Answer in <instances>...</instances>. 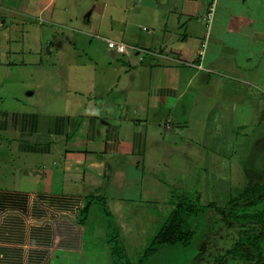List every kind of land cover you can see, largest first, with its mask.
Masks as SVG:
<instances>
[{
  "label": "crops",
  "instance_id": "0c3cea01",
  "mask_svg": "<svg viewBox=\"0 0 264 264\" xmlns=\"http://www.w3.org/2000/svg\"><path fill=\"white\" fill-rule=\"evenodd\" d=\"M211 3L0 0V26L21 35L0 61L17 77L0 87V264H112L105 237L142 245L175 207L170 183L220 209L236 197L237 134L263 102L264 0H218L207 23ZM90 195L114 226L97 205L76 225Z\"/></svg>",
  "mask_w": 264,
  "mask_h": 264
},
{
  "label": "rangeland",
  "instance_id": "374dc122",
  "mask_svg": "<svg viewBox=\"0 0 264 264\" xmlns=\"http://www.w3.org/2000/svg\"><path fill=\"white\" fill-rule=\"evenodd\" d=\"M9 25V24H8ZM10 24V27L11 28ZM19 31V30H18ZM17 31L16 26L13 29H3L0 26V61L3 60L2 57L6 55L9 50V46L7 41L11 37H20V33ZM46 31V30H45ZM17 80L9 75H5L2 73L0 69V87L7 83H15ZM0 92L1 88H0ZM261 97L263 99L262 104L256 109L254 118H251L247 127L241 128L239 133V140L235 143V147L238 148L236 155V160L247 153L248 161L243 166L242 174L245 175V179L241 182V187H235V169L237 167L233 166V196H238L237 193L243 191L246 187L252 186L256 183H263L264 182V89L261 91ZM3 102L0 99V105ZM249 152V153H248ZM236 164V163H235ZM195 174H198V171ZM204 167L201 170L200 176L204 175ZM164 180H169L168 174L165 172L163 175ZM169 182V181H168ZM169 185V192H170V202L174 201L177 202V195H182V191L185 189H179L178 186L173 185V183ZM245 186V187H244ZM200 190V203L202 206H207L210 204L211 200V193L207 194V189L203 188ZM210 190V189H208ZM211 191V190H210ZM204 192V193H202ZM188 193V192H187ZM196 197L192 198L193 202H198V200H194ZM173 199V200H172ZM172 200V201H171ZM220 200V199H219ZM222 200V199H221ZM220 200V201H221ZM219 206H222L221 201ZM107 205V203H106ZM134 206V205H133ZM135 207V206H134ZM108 208V206H107ZM264 209V204L260 205L254 209H251L250 212L261 211ZM97 211H100L99 207H96ZM100 214L104 218V214ZM96 216L97 213H92V216ZM94 218V217H93ZM101 217L99 216V219ZM102 219V218H101ZM97 220V219H95ZM98 221H92L91 224H96ZM191 227L193 228V232L195 233L193 240L187 246L184 245H176V246H165L163 247L160 252L152 259L149 264H247L241 260L236 259V255L238 253L232 252L230 253L235 247L236 244L239 242L241 232L245 230V228L238 227L237 225H230L229 222L225 220L223 215L220 213H215L210 210H205L197 217L193 218L190 223ZM250 230L249 226L246 228ZM159 230V229H158ZM155 231L151 233V231L145 235L137 237V240L140 242L142 241V245H126L123 243V248H125L128 258L131 263H136L139 258H141L144 250L149 245L151 238L156 235L158 232ZM115 232V230H114ZM137 234L140 230L136 231ZM113 235V234H111ZM115 235V233H114ZM105 236V235H104ZM104 238V237H103ZM105 238L110 239V236ZM136 239V237H133ZM107 239V240H108ZM129 239V238H128ZM127 239V240H128ZM114 243V242H113ZM113 245V244H112ZM111 244H109V247ZM264 247V244H263ZM60 255V260L57 262H53L52 259L50 260V264H80V260H78V255L80 253L74 252H58ZM103 254V253H102ZM107 254V253H106ZM108 254H110L108 252ZM106 256L107 260H110L111 256ZM66 255L67 257L64 259L63 256ZM51 256V258H53ZM50 259V258H49ZM264 264V254H263V261ZM49 263V260L46 261V264ZM44 264V260L42 261ZM104 264V263H101ZM106 264V262H105ZM108 264H111L108 262Z\"/></svg>",
  "mask_w": 264,
  "mask_h": 264
},
{
  "label": "trees",
  "instance_id": "16d2710c",
  "mask_svg": "<svg viewBox=\"0 0 264 264\" xmlns=\"http://www.w3.org/2000/svg\"><path fill=\"white\" fill-rule=\"evenodd\" d=\"M196 199L198 202H193L185 194L180 196L177 195L175 207L172 209L167 220L160 227L156 235L151 238L148 243L149 245L136 263L130 262L116 230L115 232H111L108 235L110 239H108L107 242L111 244L110 255L112 264H149L165 246H187L195 235L190 225L191 220L199 216L204 209L220 213L230 225H237L238 227L245 228V230L241 232L236 247L230 252L232 253L234 251L238 253L236 259L246 262L247 264L263 263L264 209L256 212H250V210L264 204V182L246 187L222 209L218 208L213 203L202 206L200 197H196L194 200ZM93 205H97V207L100 208V211H102L106 219L107 226H114L112 214L106 205V199L100 195H90L87 197L86 205L80 211L79 218L75 220L76 225L79 228L84 226L89 218L90 208ZM248 226L250 230L246 229Z\"/></svg>",
  "mask_w": 264,
  "mask_h": 264
},
{
  "label": "built area",
  "instance_id": "2783aa9c",
  "mask_svg": "<svg viewBox=\"0 0 264 264\" xmlns=\"http://www.w3.org/2000/svg\"><path fill=\"white\" fill-rule=\"evenodd\" d=\"M217 2H218V0H212V3H211V5H210V7L208 9V12H207V14H206V16L204 18L207 23H211V21H212V19L214 17L215 9H216V6H217ZM106 42H107L108 48L113 49V50H115L118 53H123L124 50L126 49V45L123 44V43H117V42L112 41V40H106ZM205 47H206V44L203 45V49H201L200 52H199V56L200 57L204 56Z\"/></svg>",
  "mask_w": 264,
  "mask_h": 264
}]
</instances>
